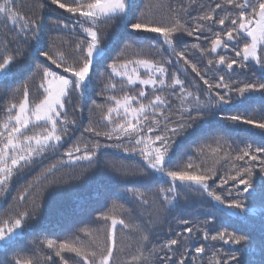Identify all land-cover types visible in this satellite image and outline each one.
<instances>
[{
    "label": "snow or ice",
    "instance_id": "obj_1",
    "mask_svg": "<svg viewBox=\"0 0 264 264\" xmlns=\"http://www.w3.org/2000/svg\"><path fill=\"white\" fill-rule=\"evenodd\" d=\"M89 172L107 210L49 234ZM257 206L264 264V0H0V264H248Z\"/></svg>",
    "mask_w": 264,
    "mask_h": 264
},
{
    "label": "trees",
    "instance_id": "obj_2",
    "mask_svg": "<svg viewBox=\"0 0 264 264\" xmlns=\"http://www.w3.org/2000/svg\"><path fill=\"white\" fill-rule=\"evenodd\" d=\"M25 2H27V0H25ZM143 3H148V0H143ZM76 135H79V133ZM54 159L55 158H52V160ZM49 162L52 161H45V163ZM38 171L39 169L37 168L32 173V176H34ZM68 171H70V169L63 168L57 173V175L61 176L63 173ZM28 178L31 179L32 177L29 176ZM256 179L259 181L260 178L257 177ZM52 191H55L57 194L51 199H49L48 193L45 194V199L48 205L45 213V227L48 228L49 234L54 233L61 237L63 236L61 226L66 227L68 224H73L74 226L88 225L90 227H95L96 225L89 224L91 217L95 214V211H106L111 199H113L112 197H106L103 194V185L100 181L99 174L95 172L86 173L79 180H71L68 184L49 189V193ZM13 194H15V192ZM197 199L198 198L193 197L188 202L181 201L185 218H191L189 214L195 213L197 209L203 211L200 204L196 203ZM9 201H11V196L9 197ZM7 207L8 204L5 203L4 208ZM0 212H3V209H0ZM259 212L260 209L257 206L256 210L253 213H250L251 219L249 220L241 221L240 218L233 217L224 221L225 224L229 226V230H231L232 227H235L241 231H249L254 237H256L255 243L249 246L244 256L248 264H260L262 259L259 246V237L261 234ZM175 214H180V210L178 209ZM202 218L203 217H201V219ZM172 226L174 228L176 227L175 224ZM167 229L168 225L165 224L163 230L159 232L157 239L163 240L165 238V234L167 233ZM40 235L41 233L37 232L36 238H39ZM31 239H33V236H28L24 243L27 244ZM217 247H220V244H217ZM234 247L236 246H223L224 250H232ZM205 259H207V257H205Z\"/></svg>",
    "mask_w": 264,
    "mask_h": 264
}]
</instances>
